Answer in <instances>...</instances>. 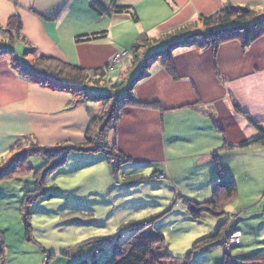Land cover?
I'll list each match as a JSON object with an SVG mask.
<instances>
[{
    "label": "crops",
    "instance_id": "0c3cea01",
    "mask_svg": "<svg viewBox=\"0 0 264 264\" xmlns=\"http://www.w3.org/2000/svg\"><path fill=\"white\" fill-rule=\"evenodd\" d=\"M93 2L111 6V0H0V46L11 48L22 64L32 61L25 51L34 49L37 57L88 71L107 69L116 54H124L110 71L126 80L118 83L124 93L145 63L142 51L130 52L139 37L159 42L182 31L183 36L200 33V18L226 6L249 8L264 18V0H117V7L135 12L136 22L127 15L98 14ZM13 17L21 22L18 37L6 31ZM101 32H107L105 39L75 42ZM242 39L216 50L201 42L173 50L174 77L160 59L149 65L132 89L140 104L123 108L107 138L129 160L121 168L125 184L139 175L163 174L160 187L195 201L211 194L218 180H232L237 189L239 176L243 182L264 179V146L254 143L260 134L254 124L264 132V33L246 48ZM109 73L102 80H112ZM103 85L108 88L107 81ZM99 105L39 85L20 74L10 57H1L0 161L25 137L45 148L84 146ZM81 154L68 159L90 161Z\"/></svg>",
    "mask_w": 264,
    "mask_h": 264
},
{
    "label": "rangeland",
    "instance_id": "374dc122",
    "mask_svg": "<svg viewBox=\"0 0 264 264\" xmlns=\"http://www.w3.org/2000/svg\"><path fill=\"white\" fill-rule=\"evenodd\" d=\"M109 78L108 88L99 84L89 92L122 95L123 86L116 85L126 80H117L113 72ZM110 101L99 105V116L107 115ZM113 134L109 131L107 138ZM11 156L2 159L0 167L7 165ZM80 156L90 161L78 165L67 159L52 173L47 171L51 160L31 158L29 171L20 169L0 182V264H102L114 244L145 232L164 236L165 252L179 259H168L167 264H182L193 244L216 234L220 225L217 241L190 255L187 264H221L224 256L229 263L264 264V179L243 182L239 176L236 197L227 205L221 201L216 215L205 213L194 222L187 213L186 202L191 198L178 191L174 196L159 186L165 175L149 174L142 181L125 184L121 168L129 160L124 156L123 160L111 156L107 161L99 154ZM212 188L211 194L194 200L211 201ZM40 190L46 194L38 199ZM143 220L146 226L136 230L134 226ZM234 229L241 233L238 242Z\"/></svg>",
    "mask_w": 264,
    "mask_h": 264
},
{
    "label": "trees",
    "instance_id": "16d2710c",
    "mask_svg": "<svg viewBox=\"0 0 264 264\" xmlns=\"http://www.w3.org/2000/svg\"><path fill=\"white\" fill-rule=\"evenodd\" d=\"M117 0H111V6L104 7L98 2H93L91 8L98 14L109 15L114 13L116 15H127L133 21H138L137 15L130 8H121L116 6ZM203 25V31L197 34L183 36V31L164 38V44L166 47L163 50L154 51L157 43L152 39L143 35L131 46L130 52L136 56L140 51L145 57V63L141 72L129 83L127 90L122 95L110 94L109 95H92L89 92L91 86H99L104 84L105 79L110 71L109 67L104 70H84L67 63L60 62L58 60L48 57H37L34 49H27L25 51L26 56H31L32 61L22 64L14 57V53L9 47L0 46V58L10 57L13 62V67L24 76L31 77L33 81L39 85L48 86L54 91L70 92L77 98L78 102L83 101H96L107 105L110 100L112 103L108 108L107 115L105 117L98 116L91 118L89 128L85 134V145H60L53 148H45L36 144L31 138L25 137L17 141L9 151L12 153L10 161L7 165L0 167V182L11 179L13 175L18 173V170L23 169L29 171V159L35 157H44L48 161H52L51 168L47 169L51 173L67 163V159L71 154H102L108 157H115L123 160V155L120 152L115 151L114 146H110L107 140V133L113 131L121 118V112L123 108L128 106H137L140 103L132 94L133 87L142 79L145 70L156 59H160L165 71L174 77V68L172 63V51L181 47L191 45L196 42H201L203 46H212L213 50L226 41H231L243 36L242 45L243 48L248 47L259 35L264 33V18H259L257 13L249 8H240L233 6H226L224 9L208 16L202 17L199 20ZM6 31L14 36L18 37L21 31V22L18 17H13L9 20ZM107 32H101L97 34L80 36L75 39L76 43H86L92 41H99L105 39ZM157 44V45H156ZM155 45V46H154ZM72 82L80 85L79 87L69 86L64 82ZM98 83V84H97ZM121 87L122 84H117ZM111 102V101H110ZM237 110L236 105L234 106ZM114 115V116H113ZM111 123V125H109ZM259 131V137L254 143H258L264 146V132L254 124ZM1 162V161H0ZM128 161H124L127 163ZM20 171V172H21ZM113 172V169H112ZM152 175H155L152 173ZM162 175V174H161ZM138 180V182L145 177L139 176L132 178ZM45 190H40L37 198L45 196ZM237 194L235 182L232 180H218L214 183L212 188V200L205 203H197L195 201L188 200L187 213L192 221H198L205 216V213L216 215V209L220 205L221 201L227 203L231 202ZM27 196L26 201L29 202L30 198ZM32 197V196H30ZM24 200V201H25ZM222 205V204H221ZM225 207V206H223ZM24 206L22 205L23 209ZM25 220V219H24ZM146 220L137 223L138 226H134L136 230L140 227L146 226ZM223 226H219L216 234L210 237H204L193 244V250L185 257L186 261L182 264H187L191 259L190 255L197 253L198 251L208 249L214 242L217 241L220 233V229ZM133 228L130 229V231ZM234 231H237L234 229ZM239 232V231H238ZM241 234V233H240ZM165 238L161 233H139L130 235L124 242L120 244H114L113 249L109 252V257L102 264H167L168 259L179 260L173 255L165 252ZM0 244L3 248V240L0 237ZM3 251V250H2ZM188 260V261H187ZM221 264H237L229 263L227 256H224Z\"/></svg>",
    "mask_w": 264,
    "mask_h": 264
},
{
    "label": "built area",
    "instance_id": "2783aa9c",
    "mask_svg": "<svg viewBox=\"0 0 264 264\" xmlns=\"http://www.w3.org/2000/svg\"><path fill=\"white\" fill-rule=\"evenodd\" d=\"M123 56H124V54H116V55L113 57V59H112L110 65H109V68H110L111 70H113V68H114L115 66H117V64L121 61V59L123 58ZM235 235H236V242H238V241H239V238H241V234H240V232L236 231V232H235Z\"/></svg>",
    "mask_w": 264,
    "mask_h": 264
},
{
    "label": "water",
    "instance_id": "95a60500",
    "mask_svg": "<svg viewBox=\"0 0 264 264\" xmlns=\"http://www.w3.org/2000/svg\"><path fill=\"white\" fill-rule=\"evenodd\" d=\"M64 84L69 85V86H74V87H79L80 86L78 84H75V83H72V82H67V81H65Z\"/></svg>",
    "mask_w": 264,
    "mask_h": 264
}]
</instances>
